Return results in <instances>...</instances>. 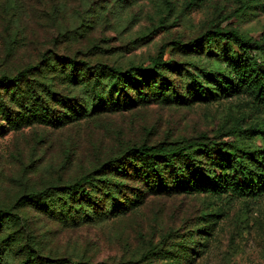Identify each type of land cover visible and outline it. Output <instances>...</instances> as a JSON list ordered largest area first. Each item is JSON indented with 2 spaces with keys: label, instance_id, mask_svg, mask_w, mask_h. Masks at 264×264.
<instances>
[{
  "label": "rangeland",
  "instance_id": "1",
  "mask_svg": "<svg viewBox=\"0 0 264 264\" xmlns=\"http://www.w3.org/2000/svg\"><path fill=\"white\" fill-rule=\"evenodd\" d=\"M218 26L264 39V0H0V78L33 68L26 84L32 82L35 96H44L55 110L54 118L44 119L29 99L12 111L30 113L28 119L17 126L9 120L0 134V208H11L13 217L0 234V264H23L26 242L35 250V264H264V194L154 195L143 182L127 180L146 192L144 203L108 219L98 196V207L87 206L90 217L70 224L46 210L51 199L36 205L27 198L91 172L98 180L119 182L102 165L133 146H184L205 136L234 142L220 136L238 128L264 130V111L249 93L222 95L204 77L225 69L214 45L194 52L177 45ZM161 52L174 63L162 98L150 90L141 99L132 88L113 97L107 89L93 90L101 65L148 67ZM70 59L83 63L74 77ZM190 69L207 95L189 79ZM48 90L62 101H52ZM108 102L111 109H96ZM56 121L66 125H51ZM237 140L264 152V137L256 132ZM201 152L198 164L209 174L211 162Z\"/></svg>",
  "mask_w": 264,
  "mask_h": 264
},
{
  "label": "trees",
  "instance_id": "2",
  "mask_svg": "<svg viewBox=\"0 0 264 264\" xmlns=\"http://www.w3.org/2000/svg\"><path fill=\"white\" fill-rule=\"evenodd\" d=\"M204 44L208 48L214 45L215 49H218L219 61L225 66L224 71L203 74L206 79L212 81L215 90L226 96L249 93L253 102L264 111V39L248 38L236 29L218 26L188 44L177 45L184 51L194 52ZM80 64L83 63L71 59L68 61L72 77ZM173 64L172 61L166 62L161 52L148 67L138 66L122 71L101 65V74H94L93 90L107 89L113 97L120 92V88H132L139 92L140 99L150 95L148 92L150 90L162 98L168 91L166 73L173 69ZM32 69L28 68L16 76L5 75L0 78V134L6 130L9 120H12L11 125L17 126L21 118L28 119L30 113L18 115L12 111L23 102H29V99L40 106L42 118L48 120L54 118L55 110L50 107L47 99L39 94L35 96L37 90L32 82L26 84L28 73ZM187 72L197 91L207 95L209 89L202 85L201 79L198 80L191 69ZM105 78L108 80L107 84L104 83ZM145 83L148 85L146 88ZM6 89L10 92L2 94L1 91ZM174 93L178 95L177 91ZM47 95L52 101H62L57 99L58 94L54 91H49ZM112 102L103 103L96 109L103 106L111 109ZM3 121L6 124L2 125ZM52 124L54 127H63L66 122L56 121ZM253 132L264 137V130L238 128L220 136L234 137L236 139L234 142L223 140L218 142L205 136L201 139L188 140L184 146L166 143L133 146L127 150L123 158L113 159L102 165V169L106 168L109 174L118 177L119 182L98 180L95 172H91L74 183L50 187L39 193L33 192L27 198L36 205L51 199L52 204L47 205L46 210L58 214L66 224L77 222L80 218L88 219L90 210L87 206L89 204L98 207L100 201L97 199L98 196L103 199L101 215L108 219L126 215L144 203L146 192L125 184L124 181L127 180L143 182L147 192L154 195L208 192L220 197L225 195L231 199L256 198L264 194V152L248 150L237 140L242 134ZM200 151H202L200 155H205L211 162L209 174H206L198 164L197 157ZM102 175L107 174L102 172ZM120 196L124 201H120ZM78 201L79 204L76 203ZM11 213V208H0V234L5 225L13 220ZM25 247L24 249L28 251H25L26 258L23 264H35L32 263L37 261L33 246L26 242Z\"/></svg>",
  "mask_w": 264,
  "mask_h": 264
}]
</instances>
